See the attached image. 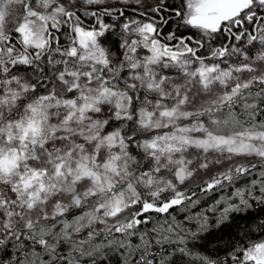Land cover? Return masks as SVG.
<instances>
[{
	"label": "snow or ice",
	"instance_id": "6c2138e0",
	"mask_svg": "<svg viewBox=\"0 0 264 264\" xmlns=\"http://www.w3.org/2000/svg\"><path fill=\"white\" fill-rule=\"evenodd\" d=\"M0 264H264V0H0Z\"/></svg>",
	"mask_w": 264,
	"mask_h": 264
}]
</instances>
